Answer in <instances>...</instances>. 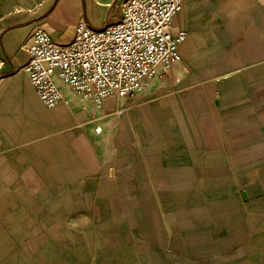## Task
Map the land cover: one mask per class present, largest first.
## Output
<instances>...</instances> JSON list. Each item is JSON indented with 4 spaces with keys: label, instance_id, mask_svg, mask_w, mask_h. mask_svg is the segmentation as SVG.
<instances>
[{
    "label": "crops",
    "instance_id": "obj_1",
    "mask_svg": "<svg viewBox=\"0 0 264 264\" xmlns=\"http://www.w3.org/2000/svg\"><path fill=\"white\" fill-rule=\"evenodd\" d=\"M123 1L0 0V264H89L117 246L106 264H264V0H182L184 72L149 78L117 118L112 179L86 129L123 102L49 107L22 67L36 29L67 42ZM76 207L102 231L64 225Z\"/></svg>",
    "mask_w": 264,
    "mask_h": 264
},
{
    "label": "built area",
    "instance_id": "obj_2",
    "mask_svg": "<svg viewBox=\"0 0 264 264\" xmlns=\"http://www.w3.org/2000/svg\"><path fill=\"white\" fill-rule=\"evenodd\" d=\"M181 8L182 0H124L120 18L102 28L81 19L67 42L36 29L22 68L49 107L74 96L97 110L109 96L133 99L149 78L165 76L181 61L187 31H174Z\"/></svg>",
    "mask_w": 264,
    "mask_h": 264
},
{
    "label": "rangeland",
    "instance_id": "obj_3",
    "mask_svg": "<svg viewBox=\"0 0 264 264\" xmlns=\"http://www.w3.org/2000/svg\"><path fill=\"white\" fill-rule=\"evenodd\" d=\"M177 67H179L178 70L184 72L181 61L176 63L173 66V68L170 70V72L171 73L174 72L177 69ZM185 72L187 73V71ZM159 77H162V76H159ZM134 99H135L134 97L133 99H130L128 97H124L121 99L118 98L117 99L118 102H123L122 105L124 108H121L122 113L106 114V116H104L103 118H99L100 116L97 114L95 115L96 117L93 118L92 122L87 124L90 128L88 130L86 129V133L90 137V139H92V143L94 147L96 148L95 153L98 154L100 161L102 163L100 174H102L103 172L109 171L110 173L108 174L107 177L109 178L111 177L112 179L119 178L117 169L115 171V168L113 167V163L115 161L114 155H115V150H116L115 139L120 131V127L116 125L117 123L116 120L117 118L123 117L124 112L130 108L131 103L134 101ZM98 126H101L100 127L101 129L99 131H97V128H99ZM110 166H112L113 168ZM92 176L94 177L96 175H88L87 178H91ZM149 191L154 192V197L156 198V200L161 202V196L160 194L157 193L156 189L149 190ZM72 192L73 193L75 192L76 195L79 197L77 200H80L82 199V195H83V198L88 197L87 194L90 192V190H85V191L80 190V191H72ZM117 192H120V190L114 191L112 194H115ZM146 192L147 190L145 191V193ZM59 194H60V191H59ZM113 197L114 196L110 195V198H113ZM96 198L97 196L93 194V200H95ZM159 207L162 208V203L159 204ZM98 219L99 218L97 217L96 212L91 210L90 207H76L75 210H71L69 213H67L66 218L63 223L69 228L76 230V232H79V231L81 233L86 232L85 236L88 238L92 234L91 231L93 232V229H96L94 231V234H97V229L102 231L100 222ZM161 221L163 222V219ZM166 229L168 230V228ZM124 245H127V244L124 243ZM160 245L161 244H154L153 246L150 247V249L155 252L157 251V247H160ZM95 246H97V243L95 244ZM129 247H132V249H134V252H132L131 254H134V260L137 261L139 258L138 256L143 254L141 253V251H144V249L147 248V244L137 238L135 241L131 240L130 244L128 245V248ZM114 249H115L114 251H108V252L103 253L102 254L103 256L101 258L100 256L99 257L97 256L98 258L95 260L96 262L93 261L89 264H106L111 259H114V260L119 259L120 258V255H119L120 247L117 246ZM14 256L15 255L12 253L11 257H14ZM91 258L94 259L92 256ZM120 259L124 260V258H120ZM140 260L141 261L139 262H143V264H147L146 262H148L151 259L145 257V255L143 254V257L140 258Z\"/></svg>",
    "mask_w": 264,
    "mask_h": 264
},
{
    "label": "water",
    "instance_id": "obj_4",
    "mask_svg": "<svg viewBox=\"0 0 264 264\" xmlns=\"http://www.w3.org/2000/svg\"><path fill=\"white\" fill-rule=\"evenodd\" d=\"M243 195H244V193H243Z\"/></svg>",
    "mask_w": 264,
    "mask_h": 264
}]
</instances>
